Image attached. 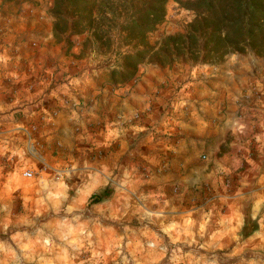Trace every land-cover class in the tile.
<instances>
[{
    "label": "clouds",
    "instance_id": "clouds-1",
    "mask_svg": "<svg viewBox=\"0 0 264 264\" xmlns=\"http://www.w3.org/2000/svg\"><path fill=\"white\" fill-rule=\"evenodd\" d=\"M37 2L23 6L59 23ZM102 31L75 35L71 60L48 53L34 93L0 98V264H264V57L226 45L186 68L161 25L150 50Z\"/></svg>",
    "mask_w": 264,
    "mask_h": 264
},
{
    "label": "trees",
    "instance_id": "trees-1",
    "mask_svg": "<svg viewBox=\"0 0 264 264\" xmlns=\"http://www.w3.org/2000/svg\"><path fill=\"white\" fill-rule=\"evenodd\" d=\"M168 2L55 0L52 15L57 17L59 23L53 25V35L60 41L65 34H68L67 37L74 34L85 36V33L91 32L97 40H102L105 34L102 29L107 26L111 31L114 23L124 17L121 29L127 32L129 41L150 50L154 45L148 41L147 33L164 21ZM184 4L196 13L197 20L187 25L184 31L175 32L176 36L169 37L166 48L174 47L177 51L188 52V60L192 62L201 61L203 51L207 50L209 56H203L204 62H207L213 51L219 53L226 45L240 47L243 43L242 52L245 48H251L264 57V0H186ZM108 12L112 15L108 16ZM95 17H99V20ZM224 28L230 30L227 40L219 36ZM89 42L85 37V47ZM167 51L170 53L171 48H167Z\"/></svg>",
    "mask_w": 264,
    "mask_h": 264
},
{
    "label": "rangeland",
    "instance_id": "rangeland-1",
    "mask_svg": "<svg viewBox=\"0 0 264 264\" xmlns=\"http://www.w3.org/2000/svg\"><path fill=\"white\" fill-rule=\"evenodd\" d=\"M185 1L169 0L167 4V13L164 21L159 24L164 31L167 32H179L184 31L186 26L182 17V14L194 13L193 10L185 6ZM34 7H39L37 0H31ZM24 0H0V53L11 58L9 63L10 68H14L24 78L23 85H17L13 90V95L8 93H0V98L5 103H11L15 98V93H20L23 96V88H31L34 93L37 88L34 85H39L47 77V68L53 66L50 59H45L48 53H57L65 56L66 59H72L71 50L77 43L73 39L76 35L67 37L64 35L63 40H56L54 35L53 39L47 40L49 30L53 33V25L45 24L42 19L39 18V14H33L31 11L24 8ZM53 9V8H52ZM50 9V14H52ZM124 16V15H123ZM124 17L120 21L114 23L113 29H119L122 31L121 26ZM11 21V24H9ZM5 25H9L13 29V34L17 37L16 40L11 42L9 46L8 37L5 33L8 32V28ZM149 36L147 33V39L150 42L155 37ZM158 35V33H157ZM84 41L85 36L80 35ZM71 42V43H70ZM131 42V40H130ZM159 43V40L156 41ZM69 43L71 44L70 48ZM151 43V42H150ZM152 44V43H151ZM153 45V44H152ZM19 46V51H17ZM19 57V59H18ZM200 62V61H199ZM190 60L185 61V67H194L196 63ZM4 85H8V81L4 80ZM209 87L212 85L209 84ZM256 93V96H259ZM255 98H251L250 106H254ZM47 106V102H45ZM258 130V129H257Z\"/></svg>",
    "mask_w": 264,
    "mask_h": 264
},
{
    "label": "crops",
    "instance_id": "crops-1",
    "mask_svg": "<svg viewBox=\"0 0 264 264\" xmlns=\"http://www.w3.org/2000/svg\"><path fill=\"white\" fill-rule=\"evenodd\" d=\"M49 32H50V30H49Z\"/></svg>",
    "mask_w": 264,
    "mask_h": 264
}]
</instances>
